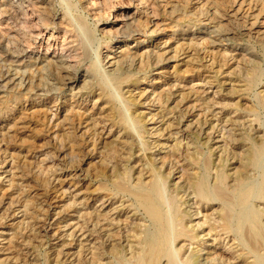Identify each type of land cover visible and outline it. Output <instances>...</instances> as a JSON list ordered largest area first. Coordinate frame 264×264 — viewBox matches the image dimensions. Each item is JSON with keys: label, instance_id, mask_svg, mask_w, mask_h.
<instances>
[{"label": "bare ground", "instance_id": "bare-ground-1", "mask_svg": "<svg viewBox=\"0 0 264 264\" xmlns=\"http://www.w3.org/2000/svg\"><path fill=\"white\" fill-rule=\"evenodd\" d=\"M53 1L0 0V52L7 54L10 59L8 71L3 78H0V118L7 120L15 116L14 123L8 122L6 127L8 131L18 128L22 118H19L18 114L16 117V112L9 108L8 103L19 102L21 97L15 93L19 94L18 91L21 90H24L28 97L47 96L64 90L71 91L73 98L78 94L88 95L84 101L76 102L79 111L75 113L72 103L69 104L68 111L63 112L57 107L59 112L53 114V119H56V133H61L63 141L65 136L76 139L75 137H80V133H89L94 147L103 144L101 153L113 148V154L119 152L127 154L121 156V160L125 161L122 173L119 172L118 163L112 168L109 167L110 164L102 158L103 155H101L102 159L99 158L98 164L91 162L86 172V176H91L97 181L95 189L90 191L91 184H89L87 192L100 194L99 198H102L101 209L92 207L86 213L91 221L89 226L100 224L101 231H113L108 227L104 229V225L101 224L104 221L109 222V226L119 224L120 220L116 223L113 222L114 219L109 220L105 208L113 205L114 200L119 196L124 202L122 201V208L118 213L124 210L127 214L124 229H120L119 226L117 228L116 225L113 228H117L116 232L113 231L114 234L107 233L106 237H101L103 242L97 243L95 240L92 243L95 238L91 237L97 228L90 230L87 226L82 236L90 232L89 235H84L86 236L84 242H86V251H90L89 253L93 255L92 260L83 261L80 259L81 254L74 256L72 260L70 249L65 253L66 248L72 247L71 242L60 244L61 248L56 249L58 260L63 255L62 257H67L64 260L71 259L69 264L75 261H79L80 264H116L112 257L120 256L122 259L118 264H264V134L254 128L253 118L249 114L252 120L248 121L240 119L236 114L239 111L251 112L253 115H258L259 112L264 114V77L260 69L262 61L248 59L249 62H246L242 58L235 59L236 56L233 57L228 52L230 50L219 48L223 42L218 44L213 38L210 39L214 35L213 37L219 41H247L264 54V0H79L78 4L81 3L84 12L89 17L97 19L98 24L111 20L112 16L115 19L114 25L112 24L109 29L108 27L98 29L108 40L97 47L98 52L95 49L97 57L94 62L90 60L89 54V51L92 52L91 49L89 50L90 45L93 44L91 43L93 39L91 40L90 37L92 32L86 31L84 24H77L76 18L74 20L70 17L74 13L69 16L67 13L58 15L54 12ZM135 1L138 2L139 11L131 13L129 9L136 3ZM74 10L76 11V8ZM114 10H117L115 14L112 13ZM182 20H188V23L195 26L200 25L206 31L191 32L187 38L177 40L173 47L161 42L142 45V37L161 36L167 27H178ZM95 26L98 27L97 24ZM49 27H54L57 33L48 34L44 29ZM60 38L63 39L62 42L58 41ZM4 39L6 45L3 44ZM198 39H204L205 43L199 44ZM130 41L136 44L131 46ZM36 47H39V51L29 50ZM104 49L106 51H103ZM181 56H184L181 60L184 69L181 72L178 70L179 63L172 66V72L160 71L164 69V63L171 60L179 62ZM39 65L43 66L42 70H45L46 78L53 82L48 90L40 87L44 83L34 84V79L32 80L26 72L28 68L32 66L37 68L40 67ZM154 71L158 72L151 75ZM170 74V78L166 77ZM188 78H191V81L185 84L180 81L182 79L186 81ZM227 85L229 87L225 93L224 86ZM213 89L215 91L210 92ZM94 94H97V99L95 98L92 106H85L90 95ZM221 98L238 100L230 107L227 102L223 104ZM231 109H235V116H232ZM20 127L22 128V125ZM228 127L231 129H227ZM46 133L45 136L48 138L49 134ZM226 134L228 136L225 138ZM166 135L168 140L180 138L177 141L180 147L184 141H187L186 156L189 160L187 167L181 166L180 158L174 152L168 151L163 157L158 153L157 156H161L158 166L156 152L153 150L160 147V139L165 138ZM148 137L153 138V141L150 142L151 139ZM225 140L226 146L237 145L238 148L234 149H239V152L223 150L226 156L221 153L218 155V162L215 163L214 156L224 145L221 146L219 143H224ZM211 143H214L216 148L210 145ZM85 145L87 146L78 147L83 148V151H91L88 144ZM30 147L29 149H33ZM190 148L193 149L191 153ZM55 151H58L56 156L59 158L65 150L62 148ZM70 160L73 161V158ZM234 160L239 168L236 167V172L230 175L227 168ZM133 163L135 165H132ZM192 169H196V172H191ZM212 171H215L214 177ZM16 173L18 175V172ZM22 173L21 175H24ZM177 174H181L179 179L182 184L172 182ZM56 175L42 178L33 171V175L25 176L27 184L22 185L24 188L22 192L26 190L31 194L33 189L39 191V195L45 196L49 191L59 189L57 183L58 186H55V180L63 183L70 176L67 171L62 170ZM67 190L63 192L66 193ZM17 197L16 200H19ZM93 198L92 195L87 197L89 201ZM47 200L48 198L44 199L46 203ZM52 200L55 201L54 198L49 199ZM107 202L109 204L105 206ZM73 206L71 205L70 208L73 209ZM30 209L31 204L22 216L28 214L32 216L33 212L28 213ZM204 210L210 213L203 214ZM130 213L132 214L129 215ZM9 217L10 214L8 217L3 216L0 223ZM195 219H198V222L193 224ZM41 220L39 222L44 223H40L35 230L33 226L25 233H22L23 229L27 230L29 226L24 227L25 225L22 224V232L18 233L28 238L29 242L21 241L20 246L24 247V250L19 247L22 251L20 250L19 253L13 251L16 256L12 259L0 258V264L52 263L50 251L46 253V258L43 260L45 262H41L32 258L33 255L27 250L29 244H34L35 238H40L39 229L46 233V238L53 236L48 237L50 231L44 229L46 219ZM52 225L49 226L50 229ZM66 227L71 226L66 225ZM70 233V237H76L74 230ZM56 234L57 231L54 236ZM17 236L18 234L8 243L12 249L15 247L13 240ZM55 239L61 240L59 237ZM222 239L223 242L219 244ZM201 242L204 243L200 246ZM38 243L41 241L39 240ZM180 243L182 244L179 247ZM98 244L99 246L96 247ZM195 244L198 247H194ZM40 245L37 244L36 247L39 248ZM3 250L0 248V253L4 254L10 249L7 247L4 252ZM58 260L55 261L56 264H65L63 260L61 262Z\"/></svg>", "mask_w": 264, "mask_h": 264}, {"label": "rangeland", "instance_id": "rangeland-1", "mask_svg": "<svg viewBox=\"0 0 264 264\" xmlns=\"http://www.w3.org/2000/svg\"><path fill=\"white\" fill-rule=\"evenodd\" d=\"M61 1V2H60ZM78 1L79 0H54L53 3H54V12L58 13V15H61L62 13H67L69 14V16L72 14L70 17H72L73 19L76 18L75 22L78 24H84L85 26V29L86 31H89L90 33L92 32V36L90 35L91 37V40L93 44H91L89 50L91 49V51L93 52H90L89 51V54H90V60L94 62L95 58L97 57V53L95 52L97 50L98 52V46L103 42V41H107L108 39L106 37H104V35L102 34V32H100L98 29H103V28H107L109 29L112 24L114 25L115 23V19L111 18V20L109 21H104V23H97V19L93 18L92 16L89 17V15L84 12V9L82 8V5L81 3L78 4ZM84 1V0H82ZM59 2V4H58ZM64 2V3H63ZM136 3H134V5H132V7L129 9V11L132 13L133 11H139V8H137V1H135ZM72 6V7H71ZM76 8V11L74 10ZM64 10V12H63ZM61 11V12H60ZM66 11V12H65ZM79 11V12H78ZM83 11V12H82ZM117 10H114L112 13L115 14ZM80 12H82L80 14ZM78 14V16H77ZM87 14V15H86ZM78 19H77V17ZM83 16V17H82ZM87 16V17H86ZM85 17V18H84ZM93 19V20H92ZM77 20H80L77 22ZM88 20V21H87ZM87 23H86V22ZM187 21V22H186ZM83 22V23H82ZM92 22V23H91ZM186 24H184V23ZM89 23V25H88ZM87 26H86V25ZM97 24V26L99 27H96L95 25ZM90 25H92L93 29ZM106 25V26H105ZM188 25V26H186ZM191 26V27H190ZM193 26V27H192ZM196 27V28H195ZM3 28V27H1ZM203 28V30H202ZM179 29V30H177ZM46 30V32L48 34H51V33H54L56 34L57 33V30L53 27H49L48 29H44ZM95 32H94V31ZM174 30V31H173ZM206 31V29L200 25H193L191 23H188V20H182L180 22V24L178 25V27H167L164 31V33L161 35V36H156V37H142L141 38V41H142V45L144 44L145 46H147L148 44H150L151 42H161V43H167V46H175V44L177 43V40L181 39V38H187L189 36V34L192 32H196V31ZM182 31V32H181ZM98 32V33H97ZM170 33V34H169ZM186 37H185V35ZM99 35V36H98ZM165 35V36H164ZM174 35V36H173ZM184 35V36H183ZM183 36V37H182ZM214 35H212L211 38H213L215 41H217L218 44H221L222 42L223 43L221 44V46L219 48L223 49V50H230L228 51L233 57L236 56L235 59H244V61L246 62H249L250 59L253 60H258L259 62L261 63V66H260V69H261V74L262 76L264 77V54H262V52L260 51L259 48L253 46L251 43L247 42V41H239V42H234V41H219L217 40V38H214L213 37ZM61 37V36H60ZM96 37V38H95ZM159 37V38H158ZM165 37V38H163ZM208 36H205V38H207ZM95 38V39H94ZM202 38V37H201ZM145 39V40H144ZM211 39V40H213ZM62 42L63 39H59L58 41ZM99 42H98V41ZM204 39H198V43L199 44H202L203 42L205 43V40L203 41ZM1 41V39H0ZM96 41V42H94ZM3 44L6 45V40L4 39L3 40ZM98 42V43H97ZM58 43V42H57ZM130 44L131 46H134L136 44V42H132L130 41ZM245 43V44H244ZM171 44V45H170ZM252 46H251V45ZM96 45V46H95ZM205 45V44H204ZM202 46V45H201ZM206 46H209V45H206ZM96 47V48H95ZM223 47V48H222ZM37 49V50H36ZM93 49V50H92ZM96 49V50H95ZM29 50H31L32 52H37L39 51V47H36V48H30ZM253 50V51H252ZM103 51H106L105 49ZM41 52V51H40ZM0 60L3 62L0 61V78L4 77L3 75L6 74V71H8V67H9V61L10 59H8L9 57H7V54H5L4 52H0ZM259 53V54H258ZM94 56V57H93ZM263 56V57H262ZM183 57L184 56H181V58H179V62L178 61H174V60H171V61H167L166 63H164V69L160 70V71H163V72H172V66L175 65L176 63H179L180 66L178 67V70L181 72L183 66H182V62L181 60H183ZM260 57V58H259ZM262 57V58H261ZM92 58V59H91ZM249 59V61H248ZM6 62V63H5ZM174 63V64H173ZM234 61L231 62V64H233ZM6 65V66H5ZM167 65V66H165ZM4 66V67H2ZM40 67H37L36 66H32L30 68H28V70L26 71L27 74L31 77V79L33 80L34 84L36 85H42L44 83L43 86H40L42 87V89H45V90H48L50 88V86L52 85V81L46 76H45V73L44 72L45 70L43 68L42 65H39ZM163 66V65H162ZM181 67V69H180ZM4 70V71H2ZM42 72V73H41ZM158 71H154L152 72L151 75L157 73ZM32 74V75H31ZM43 76H42V75ZM34 75V76H33ZM40 76V77H39ZM45 76V77H44ZM171 74L166 76L168 78H170ZM225 76V75H224ZM36 77V78H35ZM223 77L221 76L220 79H222ZM152 78H150L151 80ZM42 80V81H41ZM47 80H49V82H47ZM45 81V82H44ZM183 84H185L186 82H189L191 81V78H188L186 81L185 79H182L180 80ZM197 83H199L200 81H195ZM38 83V84H37ZM48 83V84H46ZM51 84V85H50ZM182 84V85H183ZM48 85V86H47ZM162 85V84H161ZM225 88V93H227V89L229 87V85L227 86H224ZM77 91V90H76ZM75 91V92H76ZM211 91H215V89L213 90H210ZM19 94L15 93V95H18L19 97L21 98L19 99V102L16 101V104L14 103V101L12 102H9L8 103V106L10 109H13L15 112H16V117H17V114L19 115L18 117L22 118L21 123L19 122L18 123V128H15L11 131H8L7 130V123H14V118L15 116H11L9 117L7 120L5 118H0V167L3 166V168L0 169V191L4 190V192H0V211L2 209V211L0 212V219H2V217H8V215L10 214V217L8 219H6L5 221H2V223H0V248L4 249L5 248H9L10 250L6 251L7 252H12L14 251V253H19L21 249L24 250V247H21L20 246V243L21 241L22 242H26L28 243L29 240L28 238H25L24 236H22V234H20L22 232V224L24 227L26 226H29L26 229H23V232L22 233H25L26 231H28L30 228H32L33 226V229L35 230V227H39L40 223H44V222H39L40 219H42L41 221H45L46 225L44 226V229H46L45 231H50L49 234H48V237H50V235H53L55 234V232L57 231V234L52 238H46V233L39 229V231H41V236L39 239H36L35 238V242L34 244H29V247H28V251L33 255L32 258H36L38 260H40L41 262H45L43 260H45L46 258V253L48 251H50V264H56L55 261L58 260L57 258V255H56V249L58 250V248H61V245H65V243H72V247L70 248H66L65 249V253H67V251L70 249V254L72 255L73 258H71L72 260L80 255V259H82L83 261H89V260H92V254H90L89 252L90 251H86V247H85V243L84 242V235H89V231L86 232L83 236L82 234L84 233V231L87 229V226H89V224H91V221H89V218L87 217L86 213H88L92 207H94V209H101V204H102V201H100L102 198H99L100 197V194H95V193H92V192H87V188L90 185V191L94 190L95 187L97 186V181H95L93 178H91V176H86V172L87 170L89 169V164L91 162H95L98 164L99 162V158H101V155L102 158L106 161V162H109L110 166L112 168L113 165L117 164L118 163V166H119V172H123L124 170V167H125V161L121 160V156L124 157V156H127L126 153L124 152H119V154H113L112 151L114 150L113 148L109 149L108 151H105L104 153H101V146L103 145H97V147H94V145L92 144L93 142V139H92V136L87 133H83V134H79V136L75 137L76 139H73V138H69L67 136H65L64 138V141L62 140V137H61V133H56L55 131V118L53 119V114L59 112V110L57 111V107H59V109H62V111H68V107H69V104H73V110L74 113L79 111L78 107H77V104L76 102L77 101H84L88 95H81V94H78L76 95L75 98H73L72 96V92L71 91H68V90H64L62 91L61 93H52V94H49L47 96H44V95H33V97H28L27 95H25V91L24 90H21V91H18ZM21 93V94H20ZM23 94V95H22ZM153 95V94H152ZM23 96V97H22ZM44 96V97H43ZM91 97L88 98V101L86 103L85 106H88V107H91L92 106V103L93 101L95 100V98L97 99V94L95 95H90ZM25 97V98H24ZM153 98H155V96H152ZM34 98V100H33ZM93 98V100H92ZM238 99H234L232 100V98H221L220 101H222L223 104H226V102L230 105V107H232V104L234 102H236ZM252 100H254V98H252ZM23 101V102H22ZM232 101V102H230ZM13 103V104H12ZM30 103V104H29ZM12 104V105H11ZM21 104V105H20ZM38 104V105H37ZM30 105V106H29ZM55 105V106H54ZM15 106V107H14ZM20 106V107H19ZM48 106V107H47ZM29 107V108H28ZM34 107V108H33ZM21 108H25L24 110L21 109ZM28 108V109H27ZM33 108V109H32ZM39 108V109H37ZM20 109V110H19ZM41 109V111H40ZM77 109V110H76ZM34 110V112H32ZM45 110V111H44ZM232 110V116H235V109H231ZM49 111V112H47ZM20 112V113H19ZM24 112V113H23ZM52 112V113H51ZM234 112V113H233ZM43 113V114H42ZM261 113V114H260ZM25 114V115H24ZM27 114V115H26ZM237 116L242 119V120H252L250 117L253 118V126L256 130H258L260 133L264 134V114L263 112H259L258 115H253V113L251 112H247V113H244L242 111H239L236 113ZM243 117H242V115ZM250 117H249V115ZM41 115V116H40ZM263 115V116H262ZM24 118H23V117ZM32 116V117H30ZM37 116V117H36ZM46 116V117H44ZM247 116V117H246ZM261 116V117H260ZM29 117V118H28ZM259 117V118H257ZM39 118V119H38ZM41 118V119H40ZM46 118V119H45ZM244 118V119H243ZM50 119V121H49ZM263 119V120H262ZM12 120V121H11ZM40 120V121H39ZM52 120V121H51ZM2 121V122H1ZM26 121V122H25ZM33 121V122H32ZM36 121V122H35ZM42 122V123H41ZM262 122V123H261ZM27 123V124H26ZM35 123V124H34ZM48 123V124H47ZM4 124V125H3ZM29 124V125H28ZM40 124V125H39ZM45 124V125H44ZM20 125H22V128L20 127ZM27 125V126H26ZM26 126V127H25ZM40 126V127H39ZM44 126V127H43ZM6 127V128H5ZM24 127V129H23ZM48 127V128H47ZM54 129H53V128ZM261 127V128H259ZM32 128V129H31ZM46 128V129H44ZM50 128V129H49ZM26 129V130H25ZM44 129V130H43ZM227 129H231L230 127H228ZM24 130V131H23ZM29 130V131H28ZM36 130V131H35ZM40 130V131H39ZM43 130V131H42ZM53 130V131H52ZM6 131V132H5ZM22 132V133H21ZM32 132V134H31ZM48 132V138L47 136V133ZM52 132H55V134H57L56 138H55V134ZM2 133V134H1ZM14 133V134H12ZM8 134V135H7ZM17 134V135H16ZM25 134V136H24ZM31 134V135H30ZM40 134V135H39ZM3 135V136H2ZM30 135V136H29ZM34 135V136H33ZM43 135V136H42ZM60 135V136H59ZM12 136V137H11ZM14 136V137H13ZM29 136V137H28ZM42 136V137H41ZM53 139H52V137ZM84 136V137H83ZM89 136V137H88ZM228 135L226 134L225 135V138L227 137ZM2 137L4 139H2ZM10 137V138H8ZM32 137V138H31ZM34 137V139H33ZM36 137V138H35ZM60 137V138H59ZM79 138V139H78ZM151 141H153V138H150L148 137ZM179 138V137H178ZM48 139V140H47ZM51 139V140H50ZM57 139V140H55ZM78 139V140H77ZM82 139V140H81ZM84 139V140H83ZM91 139V140H90ZM219 139L221 140V138L219 137ZM7 140V141H6ZM24 140L23 142L20 143V141ZM34 140V141H33ZM66 140V141H65ZM161 140V145L160 147H158L157 149H154L153 152L155 151L156 152V158L158 159L157 163H158V166H160V160L159 158L162 156H164L165 154H167L168 152H174L179 158H180V165L181 166H184V167H187V163L189 160H187V156H186V153H187V141H184L183 142V145L180 147L178 146L177 144V141L180 140L177 139L175 140V138H172L170 140L167 139V135L165 136V138H162L160 139ZM228 140V139H227ZM54 143H53V142ZM60 141V142H59ZM69 141V142H68ZM75 141V142H74ZM79 141V142H77ZM3 142V143H2ZM59 142V144H58ZM63 142V143H62ZM67 142V143H66ZM66 143V144H64ZM88 144V148L91 150H87V151H83L84 149L83 148H79V147H82V146H87L85 144ZM163 143V144H162ZM6 144V145H5ZM14 144V145H13ZM49 144V145H48ZM224 144V145H223ZM17 145V146H15ZM19 145V146H18ZM22 145H24L22 147ZM77 145V146H76ZM82 145V146H81ZM91 145V146H89ZM210 145H212L213 147L216 148V145H214V143H211ZM219 145H223L222 149H218L217 150V153L216 155L214 156V161L215 163L218 162V155H220L221 153H223L222 151L225 150L227 152H232L234 151L235 149L238 148L237 145H228L226 146V140L223 142H220ZM15 146V147H14ZM31 146V147H30ZM58 146V147H57ZM79 146V147H78ZM173 146V147H172ZM25 147L27 149H25ZM30 148H33V149H29ZM57 147V148H56ZM67 147V148H66ZM73 147V148H72ZM78 147V148H77ZM118 147V146H117ZM231 147V148H230ZM8 148V149H7ZM16 148V149H15ZM22 148V149H21ZM35 148V149H34ZM53 148V149H52ZM64 149V153L61 154V156H59V158L56 156L57 152L58 151H55V150H61V149ZM75 148V150H74ZM87 148V149H88ZM97 148V149H96ZM229 148V149H228ZM235 148V149H234ZM15 149V150H14ZM29 149V150H28ZM67 149V150H66ZM160 149V150H159ZM233 149V150H232ZM51 150V151H50ZM53 150V151H52ZM111 150V151H110ZM175 150V151H173ZM55 151V152H54ZM77 151V152H75ZM168 151V152H167ZM237 152H239V149L238 150H235ZM10 152V153H9ZM27 152V153H26ZM30 152V153H29ZM32 152V153H31ZM72 154H71V153ZM76 154H75V153ZM87 152V153H86ZM91 154H90V153ZM189 152H193V149H189ZM20 155H18V154ZM52 153V154H51ZM74 153V154H73ZM86 155H85V154ZM108 153V154H107ZM158 153H160L161 156H157ZM178 153V154H177ZM66 154V155H65ZM79 154V155H78ZM113 154V155H112ZM28 155V156H27ZM53 157H51V156ZM98 155V156H97ZM105 155V156H104ZM117 155V156H116ZM224 156H226V153H223ZM50 156V157H49ZM72 156V157H71ZM77 156V157H76ZM86 156V157H84ZM91 156V157H90ZM217 156V157H216ZM20 157V158H19ZM116 157V158H115ZM15 158H18V159H15ZM52 158V160H51ZM70 158L72 159L73 158V161L70 160ZM75 158V159H74ZM101 158V159H102ZM120 158V159H119ZM81 159V160H80ZM189 159V157H188ZM25 160V161H23ZM48 160V161H47ZM91 160V161H90ZM117 160V161H116ZM2 161V162H1ZM18 161V162H17ZM60 161V162H59ZM79 161V162H78ZM87 161V162H86ZM119 161V162H118ZM13 165H12V163ZM54 162V164L52 163ZM84 162V163H83ZM234 162V164H233ZM65 163V164H64ZM69 163V164H68ZM76 163H77V166H76ZM31 164V165H30ZM67 164V165H66ZM73 164V165H72ZM81 164V165H80ZM21 165V166H20ZM52 165V167H51ZM86 165V166H85ZM132 165H135V163H133ZM229 168H227V171L230 175H233L235 172H236V167L239 168V165L238 163H236V160L232 161L229 163ZM237 165V166H236ZM12 166V167H11ZM14 166V168H13ZM16 166V167H15ZM50 166V167H49ZM74 166V167H73ZM81 166V167H80ZM7 167V168H6ZM18 167H21L22 170L20 171L21 168H18ZM29 170H28V168ZM121 167V168H120ZM10 168V170H9ZM27 168V169H26ZM45 168H46V171H45ZM62 168V169H61ZM68 168V169H67ZM77 168V169H76ZM8 169V170H7ZM11 169H13L11 171ZM19 169V171H18ZM65 169V170H64ZM67 169V170H66ZM79 169V171H78ZM29 173H28V171ZM30 170H32L30 172ZM37 170V171H36ZM39 170V171H38ZM43 170V171H42ZM51 170V171H49ZM61 170L63 172H66L67 171V174H70L69 177L66 178V180L62 183L60 181V183L56 182L55 180V186L59 189H54L52 191H49L48 194H46L45 196H42V195H39L40 192L39 191H36L32 189L31 191V194L32 195H35L32 197V195L29 193H27L26 190H24L22 192V189L23 186H25L26 183V180H25V176L27 174H30V175H33V171H34V174H37L40 175V177L42 178H48L47 175H49V177L52 175V174H59L61 173ZM72 170V171H71ZM112 170V169H111ZM2 171V172H1ZM4 171V173H3ZM8 171V173H7ZM24 171V172H23ZM71 173H70V172ZM14 172V173H13ZM18 172V175L17 173ZM23 172V173H22ZM25 172H26V175H25ZM37 172V173H36ZM41 172H46V173H41ZM191 172H196V169H192ZM6 173V174H5ZM13 173V174H12ZM24 174V175H21ZM73 173V174H72ZM76 174V175H75ZM212 174H213V177L215 175V171H212ZM4 175V176H3ZM17 175V176H16ZM21 178H20V176ZM56 175V176H57ZM71 175H75L74 177H72ZM3 176V177H2ZM44 176V177H43ZM181 176V174H177L175 176V178L173 179L172 182L174 183H178V184H182V181L179 179V177ZM16 177V178H15ZM84 177V178H83ZM212 177V178H213ZM14 178V179H13ZM75 178V179H73ZM91 178V179H89ZM21 182H19L20 180ZM71 179V180H70ZM9 180V181H8ZM16 180V181H15ZM25 180V181H24ZM14 181V183H13ZM82 181V183H80ZM11 182V183H10ZM7 183V184H6ZM24 183V184H23ZM62 183V184H61ZM21 184V185H20ZM69 184V185H68ZM4 185V186H3ZM11 185V186H10ZM23 185V186H22ZM61 185V186H60ZM76 185V186H75ZM9 188H8V187ZM66 186V187H65ZM86 186V187H85ZM4 187H7L4 189ZM19 187V188H18ZM22 187V188H21ZM78 187V188H77ZM2 188V189H1ZM12 188V189H11ZM17 188V189H15ZM71 188V189H70ZM80 188V189H79ZM68 189V190H67ZM15 190V192H14ZM19 190V192L17 191ZM62 190V191H61ZM63 190H67L68 192L64 193ZM36 191V192H35ZM57 191V192H56ZM22 192V193H20ZM39 192V194H38ZM70 192V193H69ZM16 193V194H15ZM36 193V194H34ZM58 193V194H56ZM88 193V194H87ZM3 194V195H2ZM9 194V195H8ZM63 194V195H62ZM18 195V197H17ZM37 195V197H36ZM49 195V196H48ZM94 197L93 199H91L90 201L87 199V197L91 196ZM2 196V197H1ZM8 196V197H7ZM27 196V197H26ZM48 196V197H46ZM57 196V197H56ZM11 197V198H10ZM16 197L19 199V200H16ZM26 197V198H25ZM40 197V198H38ZM46 197V198H45ZM56 197V198H55ZM61 197V199H60ZM98 197V198H97ZM8 198V199H6ZM31 198V199H30ZM36 198V199H35ZM38 198V199H37ZM47 200V204L44 199ZM55 199L52 200V201H49V199ZM25 202H23V201ZM33 200V202H31ZM40 200V201H39ZM57 200V201H56ZM84 200V201H83ZM14 201V203H13ZM22 201L21 203H18V202ZM26 201L27 202V205H26ZM30 201V202H29ZM38 201V202H36ZM122 201L124 202V200H120V197L118 196L117 199L114 200V204L109 206V207H105L106 208V211H108V217H109V220H113L114 223H116L117 221H119V224H116L114 226H116L117 228L120 227V229H124L125 227V222L124 220L126 219V216L127 214L125 213L126 211H121L120 213L119 210L122 208L121 207V204H122ZM17 202V203H16ZM40 202V203H39ZM74 202V204H73ZM8 203V204H7ZM16 203V204H15ZM53 203V204H52ZM69 203V204H68ZM6 204V205H5ZM14 206L13 208H11L12 206ZM31 204V209L28 210V213H32V216H22L23 213L25 214L26 213V209L28 208V206H30ZM51 204V206H50ZM68 204V205H66ZM77 204V206L75 205ZM109 204V202L106 203L105 206H107ZM5 205V206H4ZM33 205V206H32ZM65 205V206H64ZM76 206L74 207L73 206V209L70 208V206ZM4 206V207H3ZM27 206V208L25 207ZM36 208H35V207ZM39 206V207H38ZM48 206V207H47ZM69 206V208H68ZM120 207L119 209H115V208H118ZM11 208V209H10ZM64 208V209H63ZM7 209H10V210H7ZM35 209V210H33ZM39 209V210H38ZM43 211H42V210ZM54 209V210H52ZM63 209V211H62ZM41 210V211H40ZM49 210V211H48ZM70 210V211H69ZM73 210V211H72ZM31 211V212H30ZM38 211V212H37ZM48 211V215L47 212ZM58 211V212H57ZM69 211V212H67ZM37 212V213H36ZM44 212V213H43ZM60 213V214H59ZM207 213H210L209 211L206 212L205 210L203 211V214H207ZM8 214V215H7ZM42 214V215H40ZM50 214V216H49ZM59 214V216H58ZM66 216H65V215ZM132 213H130L129 215H131ZM14 215V217H13ZM34 215V216H33ZM36 215V216H35ZM73 215V216H72ZM79 215V216H78ZM84 215V216H83ZM43 216V217H42ZM55 216V217H54ZM72 216V217H71ZM81 216V217H80ZM16 217V219H14ZM32 217V218H31ZM47 217V218H46ZM50 217V218H49ZM78 217V218H77ZM30 218V219H29ZM37 218V219H36ZM58 218V219H57ZM74 218V219H73ZM88 218V220H87ZM37 221H36V220ZM79 219V220H78ZM33 223H32V221ZM55 220V221H54ZM92 220V219H91ZM21 221V222H20ZM36 221V222H35ZM87 221V222H86ZM20 222V223H18ZM30 222V223H29ZM54 222V223H53ZM62 222V223H61ZM95 222V221H94ZM124 222V224H123ZM198 222V219H195V221L193 222V224L197 223ZM4 223V224H3ZM29 223V224H27ZM56 223V224H55ZM86 223V224H85ZM37 224V225H36ZM49 224V225H48ZM54 224V225H52ZM3 225V227L1 226ZM10 225V226H9ZM36 225V226H35ZM50 225H52V229H50ZM66 225H69L71 227H66ZM81 225V226H80ZM104 225V229H106L108 227V229H112L114 232H116L117 228L113 229L114 226L112 224V226H109L110 223L107 221H104L102 222L101 226ZM56 226V227H55ZM119 226V227H118ZM13 227V228H11ZM18 227V228H17ZM20 227V229H19ZM23 227V228H24ZM94 227H96L97 229H99L100 227V224H98L97 226H94V225H90L89 226V229L92 230L94 229ZM57 228V230H56ZM70 228V229H69ZM81 228V229H80ZM56 231H55V230ZM59 229V230H58ZM95 230V232L93 233V236L91 237L92 239L95 238L92 243L96 240L97 243H100V242H103L101 237H106L105 234H114L113 231L111 232H107L106 230L104 231H101L100 229L99 230ZM119 229V230H120ZM53 230V231H51ZM68 230V231H67ZM74 230V234L76 235V237H70V232ZM80 230V231H79ZM14 231V232H12ZM21 231V232H20ZM20 232V233H18ZM45 233V234H44ZM68 233V234H67ZM70 233V234H69ZM18 234V238H14V249H12V247H10V245L8 244L10 239H12L13 237H15L16 235ZM101 234V235H100ZM116 234V233H115ZM12 235V236H11ZM20 235V236H19ZM32 235L34 237V231L32 232ZM59 235V236H58ZM62 235V236H61ZM69 235V237H68ZM65 236V237H64ZM11 237V238H10ZM20 237H22L21 239H19ZM61 238V240L59 239H55V238ZM64 237V238H63ZM64 240H63V239ZM75 238V239H74ZM78 240H77V239ZM99 238V239H98ZM18 239V240H17ZM55 239V240H54ZM67 239V241H66ZM74 239V240H73ZM24 240V241H23ZM39 240L41 241V243H38ZM38 241V242H36ZM59 241V242H57ZM73 241V242H72ZM99 241V242H98ZM18 242V243H17ZM31 242V243H33ZM57 242V243H56ZM223 242V239L220 241L219 244H221ZM76 243V244H75ZM204 242H201L200 246L203 245ZM37 244H41L39 248L36 247ZM54 244V245H53ZM56 244V246H55ZM61 244V245H60ZM182 243L179 244V247L181 246ZM207 244V243H206ZM43 245V246H42ZM52 245V246H51ZM42 246V248H41ZM58 246V247H57ZM82 246V247H81ZM99 244L96 246L98 247ZM5 247V248H4ZM21 249H20V248ZM81 247V248H80ZM85 247V249H84ZM194 247H198L197 244L194 245ZM46 248V249H45ZM48 248V249H47ZM39 249V250H38ZM45 249V250H44ZM52 249V250H51ZM55 249V251H54ZM4 250L2 252H4ZM27 250H25V252H27ZM80 250V251H79ZM22 251V250H21ZM54 251V252H53ZM82 251V252H81ZM75 252V253H74ZM0 253V258L2 259L3 257H9L10 259L14 258L16 256V254H9V253ZM54 253V254H53ZM52 254V255H51ZM8 255V256H7ZM39 255V256H38ZM14 256V257H13ZM54 256V257H53ZM63 256V255H62ZM60 257L59 260L60 262L63 260L65 262V264H69L70 263V260H64L66 256L64 257ZM75 256V257H74ZM86 257V258H84ZM41 258V259H40ZM53 258V259H52ZM67 258V257H66ZM91 258V259H90ZM88 259V260H87ZM115 259V260H114ZM117 259V260H116ZM122 258H120V256H113L112 257V260L114 263L118 264L120 263ZM58 260V261H59ZM15 261V259L13 260ZM74 264H80L79 261H75L73 262ZM72 263V264H73Z\"/></svg>", "mask_w": 264, "mask_h": 264}]
</instances>
